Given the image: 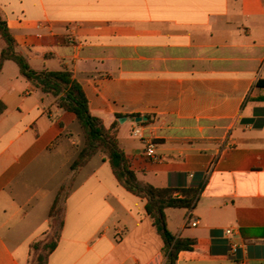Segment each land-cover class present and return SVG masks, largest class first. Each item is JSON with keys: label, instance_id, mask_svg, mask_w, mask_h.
<instances>
[{"label": "crops", "instance_id": "0c3cea01", "mask_svg": "<svg viewBox=\"0 0 264 264\" xmlns=\"http://www.w3.org/2000/svg\"><path fill=\"white\" fill-rule=\"evenodd\" d=\"M0 9L31 66L73 71L107 127L117 115L152 118L141 126L158 159L132 134L135 121L118 126L140 179L204 184L194 208L166 209L172 233L196 240L177 264H264V0H0ZM0 102V264L32 263L70 176L47 264L165 263L146 200L103 154L58 180L82 149L73 152L79 142L67 133L76 119L13 60L0 73Z\"/></svg>", "mask_w": 264, "mask_h": 264}, {"label": "trees", "instance_id": "16d2710c", "mask_svg": "<svg viewBox=\"0 0 264 264\" xmlns=\"http://www.w3.org/2000/svg\"><path fill=\"white\" fill-rule=\"evenodd\" d=\"M0 34L5 43L0 52V73L5 61L13 60L19 66L20 73L24 78L42 92L53 95L58 107L72 114L80 124L84 145L71 164V172H76L88 164L97 154H103L104 159L110 163L119 183L129 192L146 200V213L164 241L163 253L166 257L164 264H177L179 253L184 250H192L196 240L172 233L168 226L166 209L194 208L199 201L204 184L183 188L156 187L140 179L132 168L130 158L120 145L118 126L122 115H117V120L107 127L102 118L92 114L89 99L81 84L74 77L73 71L68 69L59 71L34 69L28 57L18 49V42L1 9ZM258 86L264 87V80L258 81ZM4 109L5 104L0 102V114ZM130 116L141 117L140 114ZM146 118V123L151 122L152 118L149 115H146ZM71 182L73 181L71 180ZM72 187V183L66 181L58 190L49 212L54 232L48 240L33 244L35 253L31 264L48 263V256L55 249L60 237L63 226V204Z\"/></svg>", "mask_w": 264, "mask_h": 264}, {"label": "rangeland", "instance_id": "374dc122", "mask_svg": "<svg viewBox=\"0 0 264 264\" xmlns=\"http://www.w3.org/2000/svg\"><path fill=\"white\" fill-rule=\"evenodd\" d=\"M70 117L74 118L72 114H70ZM67 133L72 134V137L74 138L75 141L79 142L78 146H71L73 152L78 153L79 150L82 148L83 144H84V136H83V132L82 129L80 127V124L77 122V120H75L71 126L69 127ZM66 140H68V138L65 137ZM76 156V155H75ZM97 159H99V157H97ZM61 160V159H59ZM70 167L69 165L65 166L63 170H61V173L58 175V180L61 178L66 179L69 176V171ZM71 180L73 181V176H70V178L67 180L68 183H72Z\"/></svg>", "mask_w": 264, "mask_h": 264}, {"label": "built area", "instance_id": "2783aa9c", "mask_svg": "<svg viewBox=\"0 0 264 264\" xmlns=\"http://www.w3.org/2000/svg\"><path fill=\"white\" fill-rule=\"evenodd\" d=\"M143 121V120H142ZM142 121H135L136 125L135 127L133 128L132 130V134L136 137H142L144 139H146V152L149 156L155 158V159H158V154H157V151H156V143L154 142V140L146 137L143 135V129H142V126H141V123ZM186 223H189V217L187 218L186 220ZM197 221H194L192 222V225H197ZM228 234L231 233V229H227L226 231Z\"/></svg>", "mask_w": 264, "mask_h": 264}, {"label": "water", "instance_id": "95a60500", "mask_svg": "<svg viewBox=\"0 0 264 264\" xmlns=\"http://www.w3.org/2000/svg\"><path fill=\"white\" fill-rule=\"evenodd\" d=\"M127 119H130L131 121H142L143 119H146V118H143V117H132V116H130V117H121L120 118V121L121 122H125Z\"/></svg>", "mask_w": 264, "mask_h": 264}]
</instances>
